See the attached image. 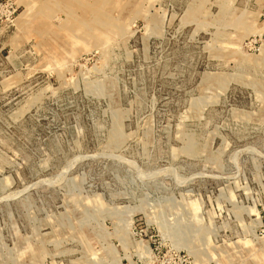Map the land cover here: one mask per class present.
I'll use <instances>...</instances> for the list:
<instances>
[{
  "label": "rangeland",
  "instance_id": "obj_1",
  "mask_svg": "<svg viewBox=\"0 0 264 264\" xmlns=\"http://www.w3.org/2000/svg\"><path fill=\"white\" fill-rule=\"evenodd\" d=\"M0 264H264V0H0Z\"/></svg>",
  "mask_w": 264,
  "mask_h": 264
},
{
  "label": "bare ground",
  "instance_id": "obj_2",
  "mask_svg": "<svg viewBox=\"0 0 264 264\" xmlns=\"http://www.w3.org/2000/svg\"><path fill=\"white\" fill-rule=\"evenodd\" d=\"M96 22H97V24L99 23V24L101 25V21H100V20H97ZM99 24H98V25H99ZM111 24H113V23H111ZM111 24H109V23H104L102 26H103V27H108V26L111 25Z\"/></svg>",
  "mask_w": 264,
  "mask_h": 264
}]
</instances>
